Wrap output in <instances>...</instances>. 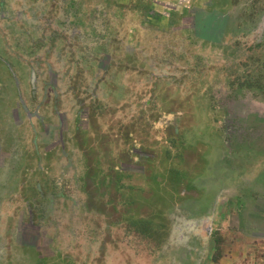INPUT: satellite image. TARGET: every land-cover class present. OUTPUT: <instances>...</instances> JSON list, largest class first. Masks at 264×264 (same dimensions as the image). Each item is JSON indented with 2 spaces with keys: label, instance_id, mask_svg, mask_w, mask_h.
<instances>
[{
  "label": "rangeland",
  "instance_id": "374dc122",
  "mask_svg": "<svg viewBox=\"0 0 264 264\" xmlns=\"http://www.w3.org/2000/svg\"><path fill=\"white\" fill-rule=\"evenodd\" d=\"M0 264H264V0H0Z\"/></svg>",
  "mask_w": 264,
  "mask_h": 264
},
{
  "label": "trees",
  "instance_id": "16d2710c",
  "mask_svg": "<svg viewBox=\"0 0 264 264\" xmlns=\"http://www.w3.org/2000/svg\"><path fill=\"white\" fill-rule=\"evenodd\" d=\"M114 173H116V172H114ZM116 176V175H115Z\"/></svg>",
  "mask_w": 264,
  "mask_h": 264
}]
</instances>
